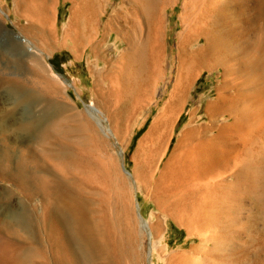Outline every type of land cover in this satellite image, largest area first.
<instances>
[{
  "label": "bare ground",
  "instance_id": "1",
  "mask_svg": "<svg viewBox=\"0 0 264 264\" xmlns=\"http://www.w3.org/2000/svg\"><path fill=\"white\" fill-rule=\"evenodd\" d=\"M176 1L71 2L62 42L76 57L81 48L95 57L91 69L98 82L114 86L111 98L127 101L142 89L134 97L137 119L175 67L173 88L147 133L151 141L139 170H125L127 189L114 177L109 180L115 192L111 203L120 211L113 217L101 189L79 173L99 172V166H88L79 148L76 152L54 138L53 106L36 114L35 94L11 86L14 99L0 106V264H140L138 236L132 224L123 223L131 213L127 190L137 183L198 240L173 257L151 241L148 222L140 219L149 261L159 250L165 264L172 259L179 264H264V0H183L170 53L164 14ZM29 2L18 0L19 6ZM34 3L29 9L33 20L50 25L54 0ZM111 49L114 55L99 67ZM44 67L57 79L49 65ZM203 69H216L221 78L205 105V121L199 122L197 105L188 111L154 183L174 119ZM85 107L99 113L92 104Z\"/></svg>",
  "mask_w": 264,
  "mask_h": 264
},
{
  "label": "rangeland",
  "instance_id": "2",
  "mask_svg": "<svg viewBox=\"0 0 264 264\" xmlns=\"http://www.w3.org/2000/svg\"><path fill=\"white\" fill-rule=\"evenodd\" d=\"M34 1L30 0L28 6L26 3L19 6L18 0H0V78L5 82L0 85V106L8 107L11 104L14 99L11 86L15 85L35 94L32 99L34 113L48 111L51 104L53 107L49 113V124L51 131L56 135L54 138L61 140L59 142L65 143L70 149L75 148V151L79 148L77 151L86 157L88 166H99V172L88 169L79 173L94 181L93 188L101 189L108 201L107 212L113 217L112 213L120 211L111 203L115 192L109 180L114 177L121 188L124 186L127 189L129 180L123 175L125 170L130 173H133L135 168L139 170L143 151L151 141L147 133L167 101L168 92L173 88L175 67L168 72V78L160 82L155 96L146 103L144 115L142 113L137 119L133 112L134 97L142 89H137L134 97L130 94L127 101H118L117 97L114 98L115 95L111 98L114 86L98 82L91 69L95 57L84 48H81L79 56L76 57L62 42L72 0H54L53 22L43 27L33 20V12L29 11L33 8ZM182 1L177 0L169 5L164 14V40L166 38L167 48H172L170 53L175 50L176 34L180 31ZM114 3H109V6L106 4V8L110 9ZM113 41L112 36L109 44H113ZM112 50L104 54L105 58L99 59V67L106 58L114 55L111 54ZM172 55L174 56V53ZM173 59L175 61L176 57ZM45 64L58 75L57 79L45 69ZM218 74L216 69H203L194 77L182 109L174 119L168 148L160 162L158 161L154 183L158 180L164 163L188 120V111L198 107L196 116H201L199 122L205 121V105L215 97L216 87L221 80ZM89 104L94 105L99 113L94 114L88 110L85 105ZM1 139L0 136V141ZM1 145L0 142V148H3ZM22 147L25 150L26 146ZM159 192L161 195L162 190ZM126 194V204L130 206L131 213L129 218H123V223L126 226L132 224L138 236L137 247L143 255L140 264H165L159 250L153 251L150 261L146 258L148 238L140 227V219L148 222L152 233L151 241L158 244V249L166 247L168 255L173 254L174 257L176 253L187 251L191 245L197 243L198 240L190 236L187 230L176 222L173 215L168 216L164 210L161 211L153 192L147 187L137 183L130 189V193L127 190ZM173 260L176 259L169 260L166 264H179Z\"/></svg>",
  "mask_w": 264,
  "mask_h": 264
}]
</instances>
